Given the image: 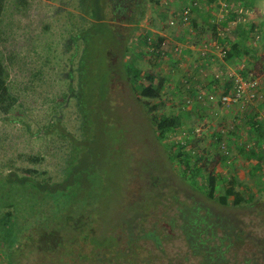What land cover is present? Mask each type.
<instances>
[{"label": "rangeland", "instance_id": "obj_1", "mask_svg": "<svg viewBox=\"0 0 264 264\" xmlns=\"http://www.w3.org/2000/svg\"><path fill=\"white\" fill-rule=\"evenodd\" d=\"M144 3L123 57L107 63L97 47L89 50L79 94L83 43L74 39L93 23L84 11L92 5L4 0L0 63L17 103L6 118L0 114V176L35 171L28 175L57 182L75 166L80 193L65 198L73 207L52 229L46 222L56 198L0 179V264L10 256L18 264H60V252L75 241L74 256L91 252L83 240L96 230L100 241L119 240L101 249L104 264H264V141L252 126H264V0ZM193 3L182 24L179 13ZM117 4L106 0V21L124 27L112 12ZM252 24L258 36L243 38ZM131 67L139 84L150 83L146 75L161 84L158 99H136ZM236 76L258 80L251 102L194 99L196 92L230 93ZM163 115L181 125L158 139L150 117ZM241 150L260 157L247 159ZM186 156L190 170H202L194 178L181 162ZM208 173L215 199L232 188L240 203L208 199ZM73 225L77 231H67ZM70 262L83 264L80 257Z\"/></svg>", "mask_w": 264, "mask_h": 264}, {"label": "trees", "instance_id": "obj_2", "mask_svg": "<svg viewBox=\"0 0 264 264\" xmlns=\"http://www.w3.org/2000/svg\"><path fill=\"white\" fill-rule=\"evenodd\" d=\"M79 1L84 7L85 5L87 6L88 4L92 5L90 12L86 10L84 11H85V14L88 15L91 18V20H93V23H91V25L85 31L81 32L74 39V41L81 40L83 43L82 56L80 57V60L78 62V79H79L78 89H79V94H80V88H81L80 86L82 83L81 72L84 66L86 65L85 56H88L89 50H91V48L97 47L98 48L97 50L103 54L107 63L112 62L111 59L114 56L123 57L126 42L133 35L134 26L144 16L145 3H144V0H117L118 4L112 6V12L116 13L117 17H120V16L122 17V23H124L123 25L124 27H122V26L115 25L111 22L106 21V8H105L106 0H91V1L90 0H79ZM3 2L4 0H0V12L2 11V8H3ZM127 2L130 3V5L125 6ZM240 7L244 9L243 6H240ZM195 8H196V5L192 7L191 13H192V10H194ZM245 10H248V9L245 8ZM194 24L195 23H193V25ZM254 27L255 26L253 24L251 25V27H248L249 32L247 33V35H246V31L242 30L241 31L242 37L247 39V36L249 37V35L252 33H253V36H258V33L255 32L256 29H254ZM233 48L238 49L236 45H233ZM242 51H245V49H242ZM109 68L110 67H108V70L110 71ZM130 72L132 73V79H131L132 86H133L132 90L137 100H140L139 98H145V99H158L159 98L160 92L162 89L161 84L153 86L152 81L154 78L151 75H146L145 77L146 80H148L150 83L148 85H142V84H139L137 81L139 78H141L140 72L134 69L133 67L130 68ZM242 74L244 75V73ZM6 78H7L6 68L2 67L0 63V114L4 116V118H6L12 112V110L14 109L17 103L16 99L10 92V88L8 87ZM195 94L196 93H194V95ZM80 100L81 99H79V101ZM79 105H81V103ZM153 110L155 109L154 108L148 109V112H151ZM81 113H82L81 115H82V126H83L84 115H85L83 108L81 110ZM150 122L153 126L155 133L158 132V135H157L158 139L162 138L165 132L170 131L172 129H176L181 125L179 117H173V116L167 117L164 115L160 117L152 116L150 117ZM252 126L255 132L257 133L258 138L264 141V126L256 120H253ZM79 142L80 141H77L76 143H79ZM73 147H74V144H73ZM178 148L180 150L182 149V147L180 146H178ZM240 153L245 155L247 159L260 157V155H258V153H256L253 150L249 151L248 153L245 152L244 150H241ZM181 156L182 154L180 153L177 154V157H181ZM188 159L189 157L186 156L185 159H183L181 162H184L185 164L184 166L185 171L191 174V176L194 178L198 174H200L202 170L197 169V171L195 172L194 170L193 171L190 170ZM33 172L35 171H28V173L27 171H25L24 174L26 175H22V176L11 172L7 175V177L0 176V179L7 184H18L21 186L25 184H31L37 190L38 193L45 194L49 197L56 198L58 200L57 201L58 207H55L56 210L55 209L53 210L52 212L53 214L51 215V218L48 219V222H46L48 226L47 228L54 229L53 226L59 225L60 222L62 221L60 216H62L61 214L63 213V211L69 210L71 207H73V206H69L71 202L66 203L65 198L68 199L67 201H71L70 198H68V196H73L75 194L74 195L75 197L77 194L80 193V189L78 187L73 186L74 183L78 184L80 180V175H77L76 167L74 166L72 171H70V169L67 168L65 177L61 181L50 182L49 180H46V179L39 180L37 178H33L31 175H28L29 173H33ZM206 182H207L206 187L208 189V193H207L208 199L216 200L219 205L225 206L226 197L233 196L235 200V205H238L240 203L241 199L238 197V194L232 190V188L226 189L225 194L219 197L218 199L214 198L213 192L216 186V180L212 174L208 173L206 177ZM68 207L70 208L67 209ZM82 216H81V219H83ZM184 216H187V215H184ZM77 217H80V215H78ZM73 226H75V228L70 227L67 229V231L75 229V232H76L77 231L76 225H73ZM87 231H91V229L87 228ZM56 232H59V231H56ZM91 232H92L91 234H93L92 237L89 236L90 234H88L85 236L83 241L87 239L88 241H91L93 250L89 253H84V254L81 253L77 256H74V252L72 249L76 241L71 244L69 243L70 246L68 250L64 252H60L61 253L60 256H62V259H64L67 262L65 263L63 260L62 262H60V264H71L70 261H72L73 258L74 260H76V258L79 259V257L82 259L83 264H88V263L104 264V260L106 257L104 256V253L101 252V249L105 247H108L109 249L115 248L118 245L116 243H118L119 240L116 241L115 240L116 238L114 237L113 241L111 242L112 245H110L108 238H105L103 241H100L99 239L100 233L98 230H96L95 232L93 231ZM187 232L188 230L186 231V233ZM76 235L77 234L75 233L74 236ZM26 239H27V242L25 244H27L28 240H30L28 239V237ZM125 239H126L125 241L126 244H128L129 241L132 242L133 240V239H130V236H126ZM51 256L52 254L47 255L49 259ZM107 256H109V254H107ZM9 258H10L9 264H18V262L13 259L14 257L10 256ZM15 259H16V256H15ZM108 259L110 260V258ZM58 262L59 261L46 263V264H58Z\"/></svg>", "mask_w": 264, "mask_h": 264}, {"label": "built area", "instance_id": "obj_3", "mask_svg": "<svg viewBox=\"0 0 264 264\" xmlns=\"http://www.w3.org/2000/svg\"><path fill=\"white\" fill-rule=\"evenodd\" d=\"M195 5L196 3H193L192 5L185 6L181 10L178 15V18L182 24L189 22L192 16L191 9ZM169 24L174 25V21L170 20ZM258 87L259 83L257 79L251 78L249 80H244L242 77L236 76L230 93L216 97L213 93L205 94L202 92H196V94L194 95V99L196 101L204 99L209 103H215L221 106L229 105L239 100L251 102L255 98V93L257 92Z\"/></svg>", "mask_w": 264, "mask_h": 264}, {"label": "crops", "instance_id": "obj_4", "mask_svg": "<svg viewBox=\"0 0 264 264\" xmlns=\"http://www.w3.org/2000/svg\"><path fill=\"white\" fill-rule=\"evenodd\" d=\"M209 92H211V91H209Z\"/></svg>", "mask_w": 264, "mask_h": 264}]
</instances>
